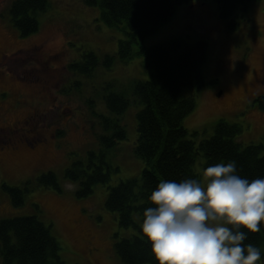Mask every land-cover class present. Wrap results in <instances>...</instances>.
<instances>
[{"label": "rangeland", "instance_id": "1", "mask_svg": "<svg viewBox=\"0 0 264 264\" xmlns=\"http://www.w3.org/2000/svg\"><path fill=\"white\" fill-rule=\"evenodd\" d=\"M13 1L0 0V54L7 55L0 84V92H4L0 96V127L21 125L36 113V126L27 128L34 126L33 134L41 136L44 144L34 150L19 146L0 151V219L37 215L52 225L66 264H96L90 252L93 247L100 250V264H121L115 242L135 230L121 227L117 213L110 211L105 201L111 186L142 173L144 162L134 153L136 115L141 105L131 104L121 116L127 137L107 153L108 163L119 167L108 183L95 184L92 193L79 198L78 183L66 180L64 172L88 151L100 150L104 131L98 116L109 115L104 94L133 80H146L150 72L140 54L127 62L116 60L110 68L102 64L105 55L117 52L119 41L127 34L105 24L99 7L82 0H49L47 10L38 13L39 31L22 37L11 21ZM247 6H238L232 17L236 26L229 29L219 16L216 0L184 2L144 40L146 48L176 37L189 43L207 41L204 85L182 90L184 96L196 99L195 109L183 124L190 132H198L197 140L211 137L221 119L242 125L237 140L244 145L264 140V109L252 99L254 93L248 87L261 66L264 44L260 39L251 40V32L259 30L264 21V0H253ZM248 39L252 51L247 58ZM89 51L102 60L91 76L73 71L71 63ZM114 83L118 86L113 87ZM204 162L200 154L194 166L200 179ZM48 170L58 175L61 191L36 186L37 177ZM27 180H33L32 190L23 204L14 205L2 183L22 186Z\"/></svg>", "mask_w": 264, "mask_h": 264}, {"label": "trees", "instance_id": "2", "mask_svg": "<svg viewBox=\"0 0 264 264\" xmlns=\"http://www.w3.org/2000/svg\"><path fill=\"white\" fill-rule=\"evenodd\" d=\"M88 6L100 8V18L108 26L126 32L119 41L117 52L107 54L103 61L94 51L86 52L70 68L91 76L100 64L110 68L116 60L127 62L135 55L143 57V64L150 75L146 80H133L130 84L112 86L104 94L109 115H99L104 134L99 138L98 152L88 151L84 157L72 162L64 172V178L78 183L76 195L87 197L97 183H108L113 167L107 161V153L120 141L126 139L127 131L121 116L131 104H140L137 112V138L134 153L144 162L139 178L122 179L111 186L106 207L118 216L121 227L135 230L129 237L115 242V251L121 264H157L149 244L145 241L139 225L142 211L149 206L147 195L158 181H179L186 178L200 179L194 166L200 154L205 157L204 169L220 161L235 160L242 177H264V140L259 143L242 144L237 137L242 125L224 119L218 121L214 134L197 140L198 132H190L183 124L184 118L196 106L194 96H184L185 87L199 88L204 85L203 66L207 59L208 43L199 39L189 43L176 37L165 43L143 46L147 36L168 22L179 4L193 0H82ZM219 16L229 29H234L232 18L238 6H247L253 0H216ZM49 0H15L10 8L14 27L22 37L39 31L38 13L47 10ZM111 87V88H113ZM132 94V99L130 98ZM264 109V99L259 101ZM33 180L22 186L2 183L11 195L14 205L24 203L25 195L32 190ZM36 186L52 187L61 191L58 175L48 170L36 179ZM34 182V183H35ZM244 230V229H241ZM243 243H252L261 249L264 264V225L261 231L248 233ZM62 245L52 232V225L37 215H23L0 219V264H66L61 254Z\"/></svg>", "mask_w": 264, "mask_h": 264}, {"label": "clouds", "instance_id": "3", "mask_svg": "<svg viewBox=\"0 0 264 264\" xmlns=\"http://www.w3.org/2000/svg\"><path fill=\"white\" fill-rule=\"evenodd\" d=\"M147 200L139 227L157 264L261 261L243 241L264 225V177H242L235 160L208 165L202 179L161 178Z\"/></svg>", "mask_w": 264, "mask_h": 264}, {"label": "flooded vegetation", "instance_id": "4", "mask_svg": "<svg viewBox=\"0 0 264 264\" xmlns=\"http://www.w3.org/2000/svg\"><path fill=\"white\" fill-rule=\"evenodd\" d=\"M250 3L247 7H249ZM247 7H243L244 9H247ZM250 21V19H246V22ZM249 24V23H248ZM260 29L251 32V40H258L260 39L264 44V21L260 25ZM249 39L247 40V52L246 56L251 54V45L248 43ZM6 53L1 52L0 54V84L3 82V74L5 73L2 71L3 62L6 60ZM248 58V56H247ZM246 58V59H247ZM260 61L261 66L258 69V72L253 77L251 82L248 83V87L252 90L254 93L252 96V99L256 102L260 99H264V45L262 47V50L260 52ZM4 92H0V96L3 95ZM225 95L224 90H221V98ZM1 100V98H0ZM36 113H31L28 118H26L25 122L21 125H7L4 127H0V151L4 149H13L16 150L19 148V146H27L29 147V150H34L39 145H43V138L39 135L33 134L34 129L36 126ZM34 125L32 128H27L28 125ZM38 127V125H37ZM43 143V144H42ZM90 252L95 255V263L100 264V250L97 247L91 248Z\"/></svg>", "mask_w": 264, "mask_h": 264}]
</instances>
